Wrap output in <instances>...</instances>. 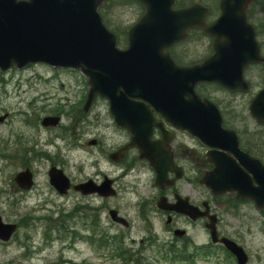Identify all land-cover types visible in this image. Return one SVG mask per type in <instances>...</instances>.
<instances>
[{
    "label": "water",
    "instance_id": "water-1",
    "mask_svg": "<svg viewBox=\"0 0 264 264\" xmlns=\"http://www.w3.org/2000/svg\"><path fill=\"white\" fill-rule=\"evenodd\" d=\"M104 0H0V69L11 64L22 68L31 63L79 70L87 78L89 90L84 109L96 95L109 102V112L116 126L131 134L129 146H135L156 172V183L164 180L169 168L166 154L167 137L149 142L154 121L149 104L165 122L179 131L195 136L208 146L234 154L235 161L225 156L211 160L214 169L203 179L213 195L235 192L237 198L249 199L257 209L264 206V167L237 150L236 140L229 131L220 128L215 108L200 101L193 87L198 82L220 84L230 90H244L241 70L249 63H264L258 56L253 32L245 23L244 10L248 0H221L220 17L210 25L203 22L205 10L192 6L172 10L173 0H138L145 13L128 34V49H115L114 36L109 34L97 13ZM201 28L211 35L214 54L199 65L177 67L163 49L184 36L189 28ZM187 96V99L184 97ZM250 114L264 122V90L250 102ZM58 117H45L44 127L55 126ZM50 185L60 194L69 187L62 172L52 168ZM23 189L31 185L27 171L15 177ZM111 181L95 186L91 181L76 185L82 195L97 193L108 197L114 194ZM158 208L173 210L192 219L199 217L195 208L179 201L176 208L166 205L164 198ZM113 221L125 222L109 211ZM207 228L216 242L215 217H209ZM16 226L0 218V240L7 241ZM182 232H175L180 236ZM238 261L244 264L243 251L227 239L220 240Z\"/></svg>",
    "mask_w": 264,
    "mask_h": 264
},
{
    "label": "rangeland",
    "instance_id": "rangeland-1",
    "mask_svg": "<svg viewBox=\"0 0 264 264\" xmlns=\"http://www.w3.org/2000/svg\"><path fill=\"white\" fill-rule=\"evenodd\" d=\"M255 16H264V5L258 4L255 10ZM134 12L128 11L124 17L131 21L134 18ZM207 43L205 40L194 37L192 40L185 42L179 49L185 57L194 59L202 56L206 50ZM50 70L43 66H33L25 71L2 75L0 73V81L8 80L10 86L0 85V110L15 114V119L9 124L0 126L1 150L12 152L10 147V131L17 130V133L25 138H32L33 143L38 142L40 151L47 154L55 152L59 158L61 153L57 151L59 146H62V141L55 135L48 137V132L43 131L39 127L37 119H31L33 124H23L24 112H26L27 102L41 94L48 95V99L39 100V105L43 107L44 113L55 107H60L66 110L64 104H58L60 100L69 99L71 102L78 103L79 108L85 100L87 92L86 79L79 72H72L67 75H61L52 83H44L34 81L36 76L39 78H50ZM39 74V75H38ZM71 106V104H69ZM103 111L102 107L98 108ZM17 111L22 113L17 115ZM69 110L70 117L75 116L76 122H79V116L73 114ZM78 116V117H77ZM98 115L96 114V117ZM94 120V119H92ZM73 120L71 123L68 118H63L62 125L69 128H74ZM82 133L80 139V148H70L68 151V159L66 170L75 181H83L86 179H94L96 182L101 179V176L118 178L119 170L111 166L107 159L101 153H97L95 149L87 145L91 139H100L105 149L112 143L117 145L122 141L120 134H116L113 128L109 127L110 123L98 120V123L104 124L106 128H102L100 136L95 131V120L93 123L82 124ZM27 125V127H26ZM87 125V129L85 128ZM111 138V140H110ZM25 141V140H24ZM55 142L51 147H47V142ZM58 144V145H57ZM47 148V149H46ZM53 148V149H52ZM46 149V150H44ZM64 151V150H63ZM66 152V151H65ZM64 154V152H62ZM56 158V159H57ZM5 159L1 160L0 164V190H5L6 194L10 195V200L7 196L0 195V217L4 222H20L17 233L7 243H0V264H120L119 259L113 257V250H99L96 247L88 244L86 241H76L74 245L61 244L58 241L46 243L43 234V225L35 218L41 216H50L53 214L56 217L57 213L64 210V213L70 210L75 205L102 206L103 212L100 217V228L109 234L119 233L121 239H124L123 246L138 248V243L149 236L146 231L156 233L159 236L155 243L154 249L150 248L146 252L148 264H189L188 262L174 261L168 255L167 250L163 247L165 242L171 241V233L165 232V218L158 216L153 212L146 215L145 222L142 218L141 208L138 204L141 200L150 202L155 200V195L158 191L153 185L152 173L147 168L138 166L139 173L127 176L125 180H117V196L113 199L99 201L95 197L81 198L75 194H70L67 197H58L53 193L52 189L47 184L45 171L47 170L46 163L38 161L33 163L36 171V184L39 186L26 195H13V192H8L10 187V179L14 172L15 166ZM182 182H179V186ZM181 187V186H180ZM1 193V192H0ZM193 200L200 197L194 192L190 195ZM249 209H244L241 212L242 216H237L228 210L221 211L218 217L220 218V230L229 235L239 238L240 245L244 248L248 255V264H264V211H255L250 205ZM109 208L116 209L121 216L126 218L130 223L129 231L123 233L120 227H113L109 222L106 211ZM87 213H89L87 211ZM143 219V218H142ZM77 220V218L75 219ZM75 222L76 229L85 226L83 223ZM178 228L185 229L188 232V237L195 245L210 244L208 234L202 227L201 222H196L190 226L185 220H176ZM26 224V225H25ZM164 243L163 247L161 243ZM26 245L28 249H23L21 246ZM217 249V250H216ZM154 250V251H153ZM218 247L215 248V253L208 256L206 260L198 259L196 264H232L230 258H227ZM141 264L143 259L136 255ZM135 257V253H134ZM124 264H136L135 262H127Z\"/></svg>",
    "mask_w": 264,
    "mask_h": 264
},
{
    "label": "flooded vegetation",
    "instance_id": "flooded-vegetation-1",
    "mask_svg": "<svg viewBox=\"0 0 264 264\" xmlns=\"http://www.w3.org/2000/svg\"><path fill=\"white\" fill-rule=\"evenodd\" d=\"M250 67L251 66L247 67L244 70V78L248 82V88L245 93H240L238 91H228V90L218 87L220 90V94L218 96L219 98L216 99L215 97H209L208 95V92H210L208 91V88H213L212 85L211 87H210V84L204 85L202 87H196V89L198 88V90L199 89L203 90L201 92L203 95L201 97L202 99H208V100L211 99L210 101L217 106L219 110L218 112L221 115L220 118L222 120L223 128L227 130H232L235 132L237 136V140H238L239 149L242 152L247 153L249 156L259 159L261 162L264 163V136H261L258 139H253L255 138L254 134L257 133V125L251 119L249 112H248V106H249L250 101L261 90V89L257 90L256 88H252V86L254 85V82L252 80L256 79L257 76L253 72V70L248 71ZM16 72L17 71L9 70L7 72V75H11ZM263 82L264 80L260 81V83H263ZM104 106L106 108V114L109 117L111 124H113L112 119L108 113V104L104 102ZM31 107H32L31 104H29L30 117L25 118V119H26V123L33 124L31 119L35 117L34 116L35 112L31 110ZM74 108H75L74 111L71 113L72 116L75 113L76 114L79 113V108L75 106ZM0 115L5 116V119L2 122H0V126L9 124L16 117L15 114H13L12 112L10 113L9 111H6V110H0ZM58 116H60V118L62 119L63 117H69V120H72V118L75 117L73 116L71 118L70 113L69 115L68 114L64 115L62 112H60ZM37 118L39 119V117ZM156 119L160 120L158 116L156 117ZM74 127H75V123H74ZM164 128L169 131V135L167 134V136L165 137H167L166 154H168L170 158V171L167 173V178H168L167 181H169V184L171 185H170V188H167L164 190V193L162 195H165L171 203H175L177 199H180L182 201L187 200L190 205L197 207L200 211L204 210L205 204H207L209 213L216 215V217L219 215L218 210L219 211L222 210V209H219L220 208L219 206L231 205L233 203L237 205L243 204L241 203V201H238L237 199H235L234 195L231 196L230 194L221 197L220 198L221 202L216 201L219 197L217 199L212 198L208 189L200 185V179L203 173L210 171L212 169V166L210 164H206L204 166H198L194 164L192 155L194 153L196 157H198L202 161H205L206 153L210 150V148L208 149L207 147L201 145L198 140L189 137L185 133H180L176 131L175 129L166 126V124H164ZM62 129L63 128H61V126L59 125L54 128H47L45 129V131L48 132V137L51 134L55 135L56 132L58 131L59 134L55 136L58 139L63 140L64 135L62 133L63 132ZM116 129L118 130V132L120 133L122 137V141L118 143L117 145H113L112 143H110L107 146V149H105L99 140H94L95 142H94L93 149H95L97 153H101L102 151H105L107 160L110 162H112L110 155H112L114 152L124 150L125 146L129 143L130 137H131L126 130H122L118 128ZM261 130H262V133H264V128H262ZM9 134H11L10 147H11L12 152H8L10 154L9 158L8 160H5L4 162L8 161L12 165H14L15 166L14 172L23 170L26 168L31 171L34 184L32 185L29 192L35 191V188L39 187L36 184L37 175H36V171L34 170V166H33V163L38 162V161L45 162L47 169L52 166L58 167L59 169L64 171V173L69 178L72 184L76 183L71 178V176L68 174V171L64 169L63 165H61L62 161L60 163L59 158L56 159L57 155L46 157V156H43L41 153H39L37 155L39 156V158L37 159L36 157L33 156L34 151L32 152V143H29L32 140V138H25V136H21L20 134L17 133L16 129L11 130ZM72 134L73 136L67 135L68 147H70L71 143L74 146L79 138V134L75 130L73 131ZM162 139H163V136L159 132V130L153 129L150 141L158 142V141H161ZM71 140H73V142ZM75 147L78 148L79 144H77ZM0 148H1V139H0ZM124 155H127V156L124 160L123 159L121 160L122 162L121 166H124V164L129 160L130 163L137 169V171H139L137 168L138 166L142 168H147L148 170H150V173H152V176H154V173L149 167V165L145 161L139 159V153L137 149L131 148L129 150H125ZM110 165L112 166V164ZM177 173L180 174L179 178H177ZM45 174H46V171H45ZM12 182H10L11 187H12ZM179 182H182V183L179 186H177ZM113 186L116 188L115 183ZM14 189L20 192V194L23 193L22 191L17 189L16 186L14 187ZM194 192L200 197V199L197 198L196 200H193L191 198L190 195L193 194ZM157 195H160L159 191H157ZM149 203L150 202L141 200L140 204L144 207H147ZM154 214H159L165 217L167 215L165 213H160V212H157ZM178 219L185 220L186 224L189 226L191 224H194V222L190 221L188 218L182 215H176V214L170 215V220L168 222L169 224L165 225L166 231L168 233H171L175 230L185 231L181 239L175 238L171 233V241L169 242V244L173 242L171 245L174 244V247H176L177 244L182 245L185 239L190 240V238H188V232L185 229L177 227L178 224L176 223V220ZM199 221L201 222L202 226H205L207 224L206 218L199 219L196 222H199ZM218 223H219V219L217 218V222H216L217 231L219 230ZM146 232L150 236H146L144 240L142 239L140 241V245L142 243L143 244L149 243L151 240L155 241V239H157L159 242V237L157 236V234L150 233L149 231H146ZM222 234L223 233L219 234L218 232L219 237L222 236Z\"/></svg>",
    "mask_w": 264,
    "mask_h": 264
},
{
    "label": "trees",
    "instance_id": "trees-1",
    "mask_svg": "<svg viewBox=\"0 0 264 264\" xmlns=\"http://www.w3.org/2000/svg\"><path fill=\"white\" fill-rule=\"evenodd\" d=\"M197 2H199L200 4H202L203 6H205L208 9V16L207 18L213 19L216 14L218 13V8H217V2L218 0H196ZM264 0H252L250 6H249V10H253V8L256 7L257 4L261 3ZM176 2V7H186L188 5H190L193 0H175ZM130 8H136L137 9V18L139 16L142 15L143 13V7L141 4H139L136 0H108L107 2H105L103 4V6L101 7V15L103 18V22L104 24L113 32H115L119 38V45L123 46L125 44L124 42V38L126 35V31L129 27V25H121L119 23L120 19V10H128ZM249 20L252 22V20H254V24H255V29H256V35L258 36L259 39H261L264 36V16L261 19H256L253 18L251 15L249 16ZM199 36L201 38H204V35L202 34V32L200 30H194V31H190L188 33V36L186 39L192 40L194 37ZM185 42L174 46L171 49V55L173 58L176 59V61L180 64H184L187 62H191L192 60L190 58H187L185 56H181L179 49L181 48V46L184 44ZM260 71H262L261 73L258 72L256 69L254 68H249V70H253V72L256 74L257 78H259L260 81L264 80V69L263 68H259ZM264 83V82H263ZM260 138L259 136L256 137L255 139ZM88 216V215H86ZM91 219H90V225L87 227V229L91 232H93L94 230H96L95 225V221L97 220V214H91ZM61 230H64L63 226H60L59 222L55 221L54 224L50 227H48V230L45 232L44 237H48L51 238L52 237V231H56L58 234ZM100 237L98 240V244H102V245H107L108 244V235L106 233H102L100 232ZM87 239H90V237H88ZM120 242V241H119ZM115 244H119L117 241L114 242ZM115 255L116 258H118L121 261H128L132 256L128 253L127 250L120 248L119 245H116L115 247ZM175 255V254H173ZM180 258H183V256H180ZM184 259V258H183Z\"/></svg>",
    "mask_w": 264,
    "mask_h": 264
}]
</instances>
